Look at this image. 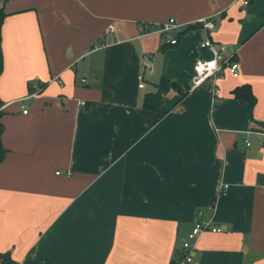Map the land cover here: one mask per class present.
Instances as JSON below:
<instances>
[{"label": "crops", "instance_id": "0c3cea01", "mask_svg": "<svg viewBox=\"0 0 264 264\" xmlns=\"http://www.w3.org/2000/svg\"><path fill=\"white\" fill-rule=\"evenodd\" d=\"M0 6V252L12 264H180L198 219L221 230L198 234L193 264H264V0ZM166 21L176 43L138 28ZM205 38L237 76L225 68L217 94L170 88L144 108L161 78L185 92L213 55ZM35 79L45 85L23 112ZM245 83L251 111L232 93Z\"/></svg>", "mask_w": 264, "mask_h": 264}, {"label": "built area", "instance_id": "2783aa9c", "mask_svg": "<svg viewBox=\"0 0 264 264\" xmlns=\"http://www.w3.org/2000/svg\"><path fill=\"white\" fill-rule=\"evenodd\" d=\"M246 2V1H245ZM203 28H211L213 22L208 20L206 17H200L196 20ZM178 27V24L172 21H166L159 25H154L147 22H140L138 25L139 31L141 33H146L150 31H158L162 35L164 41L169 43H176L177 39L171 36V31ZM115 31V25L113 23L108 24L104 30V34H110ZM201 46L208 47L212 52L211 58L198 59L194 63V73L191 79L190 89L195 88L203 83H208L211 85L212 91L214 94L218 92V86L216 85V80L222 76V71L227 68L233 76L238 74V63L234 60H230L228 57H224L220 50L223 49V46L219 49L209 38H205L200 43ZM31 91L29 93L19 98L18 102L23 107V112H26L25 108V99L31 96H35L43 88L42 82L39 80H33L30 83ZM219 231L221 228L219 226H214L208 220L198 219L195 221L191 230L187 233L186 238H184L180 244L182 248V257L180 259V264H193L192 252L195 248V240L202 231Z\"/></svg>", "mask_w": 264, "mask_h": 264}, {"label": "trees", "instance_id": "16d2710c", "mask_svg": "<svg viewBox=\"0 0 264 264\" xmlns=\"http://www.w3.org/2000/svg\"><path fill=\"white\" fill-rule=\"evenodd\" d=\"M6 13L3 10V7L0 6V73L3 68V57H2V47H1V26L4 20ZM196 25V24H195ZM194 25H187L182 31L179 32V35L186 32L187 30L193 28ZM45 82H42V86L44 87ZM186 90L183 92L182 87L175 81L169 80L166 78H161L157 83V89L153 92H148L144 94L142 106L146 109H155L157 110L162 102V94L166 92L170 88H174L179 91L180 95H184L189 90V86H185ZM232 93L235 97L244 99L248 104V110H252V106L255 102V96L252 93L251 87L249 84H242L233 88ZM0 100V105H1ZM4 154V150L0 147V160L2 159ZM0 258L2 259V264H12V261L9 257L8 252H0Z\"/></svg>", "mask_w": 264, "mask_h": 264}]
</instances>
